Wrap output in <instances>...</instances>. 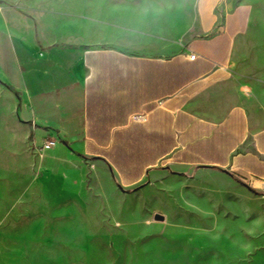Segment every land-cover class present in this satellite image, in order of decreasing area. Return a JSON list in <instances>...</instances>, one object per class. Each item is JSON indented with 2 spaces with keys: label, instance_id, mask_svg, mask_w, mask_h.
Here are the masks:
<instances>
[{
  "label": "crops",
  "instance_id": "obj_1",
  "mask_svg": "<svg viewBox=\"0 0 264 264\" xmlns=\"http://www.w3.org/2000/svg\"><path fill=\"white\" fill-rule=\"evenodd\" d=\"M256 2L104 0L103 8H167V27L183 30L160 36L154 54L79 43L76 22H64L70 8H30L34 16L20 28L17 3L0 4V26L19 42L13 52L25 54L24 80L7 83L21 93L19 108L0 82L2 124L13 127L17 118L31 141L40 127L44 140L59 137L77 149L62 147L60 155L100 159L128 174L166 164L226 170L259 192L248 190L264 212V64L251 75L247 63L246 81L239 69ZM138 113L146 119L134 121ZM139 155L140 164H128ZM136 178L130 185L142 181Z\"/></svg>",
  "mask_w": 264,
  "mask_h": 264
},
{
  "label": "rangeland",
  "instance_id": "obj_2",
  "mask_svg": "<svg viewBox=\"0 0 264 264\" xmlns=\"http://www.w3.org/2000/svg\"><path fill=\"white\" fill-rule=\"evenodd\" d=\"M14 1L20 28L34 16L30 8H70L64 22H76L79 43L128 52L157 53L160 36L183 30L167 27V8H103L104 0ZM15 2L0 0L5 6ZM256 6L250 43L241 52L244 81L247 63L251 75L263 72L264 0ZM11 33L0 26V82L19 108L21 93L7 83L24 80L18 63L24 64L25 54L13 52L12 42H19ZM34 133L32 142L17 118L10 127L0 117V264H264L263 202L231 172L166 164L128 174L100 159L60 155L62 147L77 149L59 137L43 149L44 130ZM36 148L44 155L42 168ZM134 176L142 181L130 185Z\"/></svg>",
  "mask_w": 264,
  "mask_h": 264
},
{
  "label": "built area",
  "instance_id": "obj_3",
  "mask_svg": "<svg viewBox=\"0 0 264 264\" xmlns=\"http://www.w3.org/2000/svg\"><path fill=\"white\" fill-rule=\"evenodd\" d=\"M197 57V54L196 53H192L190 55V58L193 60ZM132 119L134 121H144L146 118H145V114L143 113H138V114H134L132 116ZM56 145V140L52 139V138H47L45 139L44 141V146H43V149H49V148H52Z\"/></svg>",
  "mask_w": 264,
  "mask_h": 264
},
{
  "label": "trees",
  "instance_id": "obj_4",
  "mask_svg": "<svg viewBox=\"0 0 264 264\" xmlns=\"http://www.w3.org/2000/svg\"><path fill=\"white\" fill-rule=\"evenodd\" d=\"M31 138V136H30ZM225 172H227L226 170H223ZM237 181H239L240 183L246 185L252 192H254L255 194H259V192L257 190H255L254 188H252L248 183L242 181V180H239L238 178H235Z\"/></svg>",
  "mask_w": 264,
  "mask_h": 264
},
{
  "label": "water",
  "instance_id": "obj_5",
  "mask_svg": "<svg viewBox=\"0 0 264 264\" xmlns=\"http://www.w3.org/2000/svg\"><path fill=\"white\" fill-rule=\"evenodd\" d=\"M155 219H156V220H161V219H163V217H162L161 215H159V214H156V215H155Z\"/></svg>",
  "mask_w": 264,
  "mask_h": 264
}]
</instances>
